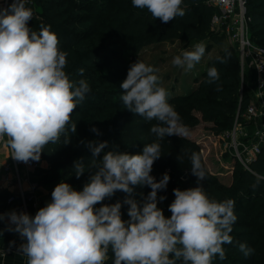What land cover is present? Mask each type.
Returning <instances> with one entry per match:
<instances>
[{
    "label": "clouds",
    "instance_id": "9594fccd",
    "mask_svg": "<svg viewBox=\"0 0 264 264\" xmlns=\"http://www.w3.org/2000/svg\"><path fill=\"white\" fill-rule=\"evenodd\" d=\"M183 2L131 0L133 7L147 9L162 23L183 17ZM32 17L26 0L0 5V141L6 138L12 158L24 163L39 161L45 147L60 142L62 136L63 142L69 143V132L77 130L72 113L91 90L86 79L69 78L65 71L68 52L60 50L58 36L50 26L41 25L39 31L30 28ZM205 50L203 43H197L193 50L175 56L172 64L190 71ZM229 56L226 52L217 59L226 63ZM157 71L137 60L120 85L124 108L146 121L158 122L150 128L157 141L135 155L115 149L104 152L107 141L88 142L91 159L87 164L83 160L74 164L77 179L85 171L91 172L81 191L60 182L51 193V202L35 216L0 213V221L8 219V231L25 241L18 253L27 258L26 264H105L109 249L114 254L113 264H212L216 256L226 258L223 245L233 243L230 233L237 221L235 202L208 196L200 184L206 171L198 153H192L190 168L197 186L173 190L170 217L158 207V200L166 199L158 198V192L170 181L168 173L159 181L150 174L161 157L158 141L173 135L188 137L190 130L168 102L170 93L161 85ZM79 75H84L83 68ZM207 76L209 84L218 81L217 68L210 67ZM91 131L100 135L95 127ZM245 168L255 177V189L264 181V174ZM136 186L151 189L142 201L133 198ZM117 191L126 194L123 201L102 203ZM98 204L102 206L96 207ZM122 205L129 206L128 220L122 219ZM238 248L246 257L254 252L243 243H238Z\"/></svg>",
    "mask_w": 264,
    "mask_h": 264
},
{
    "label": "trees",
    "instance_id": "16d2710c",
    "mask_svg": "<svg viewBox=\"0 0 264 264\" xmlns=\"http://www.w3.org/2000/svg\"><path fill=\"white\" fill-rule=\"evenodd\" d=\"M245 2L249 35L255 43L264 47V0ZM26 6L33 10L29 27L39 31L41 25L50 26V30L58 36L60 50L69 54L65 69L69 78L73 81L86 79L91 89L72 113V121L76 123L77 130L75 134L69 132V143L65 144L62 136L60 142L49 144L43 150L40 166L34 171V177L39 183L66 182L74 189H82L91 172L85 171L77 179L74 164L80 160L85 164L89 162L92 153L87 143L91 141H107L108 147L104 152L113 149L131 155L141 152L127 122L143 117L137 114L140 118L132 116L131 111L124 108L121 100L123 90L120 88L130 66L135 63L133 55L137 47L177 40L203 43L205 52L218 47L217 52L206 57L201 68L196 69L198 72L192 69L194 72L191 76V70L183 72L186 80L195 82V86L184 94L168 99L181 121L186 124L194 125L202 120L212 122L213 130L230 127L235 112L242 110L248 102L245 84L240 90L238 52L230 43L223 45L224 36L211 30L210 19L215 9L207 0H184L182 7L185 15L168 23L153 19L147 9L133 7L131 0H31ZM226 52L230 53L227 62L220 63L217 58L225 57ZM210 67H216L219 72V80L212 84L207 83ZM81 68L84 69L83 76L79 75ZM93 127L99 130L100 135L91 131ZM140 127L141 134H146L148 130L144 129L145 126ZM179 143L178 147L171 150L173 155H168L165 161L168 163L164 165L169 167L177 180L161 206L166 217L171 216L168 206L175 199L173 190L197 186V177L192 175L190 169L192 155L187 153H194L195 147L187 139H181ZM104 152L98 159H102ZM250 167L264 174V151L257 155ZM205 171L206 179L200 181L205 192L217 201L234 200V213L237 216L230 233L233 243L223 245L226 258L220 260L216 256L212 264H261V254L264 252V181L253 189L255 177L238 161L234 162L230 184L222 183L216 176ZM179 177L185 179L178 182ZM145 189L146 186H136L133 198L142 201ZM7 195V191L0 193V205H4ZM125 195L117 191L102 203L123 201ZM128 207L122 205L121 208L124 220L129 219ZM238 243L246 244L254 252L246 257L239 250ZM113 260L114 254L109 249L105 264H113Z\"/></svg>",
    "mask_w": 264,
    "mask_h": 264
},
{
    "label": "built area",
    "instance_id": "2783aa9c",
    "mask_svg": "<svg viewBox=\"0 0 264 264\" xmlns=\"http://www.w3.org/2000/svg\"><path fill=\"white\" fill-rule=\"evenodd\" d=\"M11 2L12 0H0V5L7 7ZM30 2L31 0H26V3ZM207 2L215 9L210 19V28L227 38L236 48L240 65V90L245 84L248 92L246 106L235 112L231 126L223 132L225 148L234 162L238 161L244 168L245 165L251 168L250 163L264 151V47L255 43L249 35L245 0ZM1 147L6 151V158H0V193L8 192L4 203L5 214L16 211L35 216L41 207L51 202L52 193L45 200L36 194L40 183L34 177V171L40 166V161L24 163L13 159L6 138L0 141V149ZM6 223H9L7 217ZM24 242L18 233H14L0 247V253L3 255L17 250Z\"/></svg>",
    "mask_w": 264,
    "mask_h": 264
},
{
    "label": "rangeland",
    "instance_id": "374dc122",
    "mask_svg": "<svg viewBox=\"0 0 264 264\" xmlns=\"http://www.w3.org/2000/svg\"><path fill=\"white\" fill-rule=\"evenodd\" d=\"M223 41V45L229 43L227 38L225 37ZM197 43L198 42L194 40H177L174 42L164 41L159 43L155 42L137 47L133 57L135 59V62L137 60L142 61L145 64L150 65L158 70L155 74L160 78L161 85L168 90V92L170 93L169 97L171 98L177 94H184L195 86V82L186 80V78L184 77L183 72H185V69L174 66L172 64V60L175 56L180 55L185 50H193L194 45ZM217 50L218 47L215 46L209 51H206L204 56L201 58L202 61L197 63L192 69H194L195 71L196 69H200L204 64L206 57L216 53ZM192 69L190 72V76L193 75L194 72L192 71ZM178 77L179 79H177ZM194 114L196 116H199L197 112H195ZM131 115L134 116L136 114L131 112ZM127 123L129 127L132 128L133 134H135L136 136V145L142 149L139 154H142L143 148L146 144L157 141V137L154 134L150 133L151 126L158 123L156 120H153L151 125L150 122L146 121L144 118L135 119L134 121H129ZM181 123L187 126L190 130V135L188 137H178L173 135L168 136V139L166 136L162 140L158 141L161 144V157L154 162L153 169L150 174L154 176L157 181L162 178L164 173H168L170 176V181L167 185V188L158 192V198L159 196H166V194L173 189L174 184L177 182V180H175L174 174H172L169 167H164V165H167L168 162L165 161L168 155H173L171 153V150L180 145L179 142H181V139H187L191 143H193L195 147L193 152L200 155L201 163L204 169L207 170L210 174L216 176L222 183L230 184L233 177L234 159H232L226 151L223 139V132L229 127H225L221 130H213V128H211L212 122H206L202 120L194 125L186 124L182 121ZM140 125L145 126L144 129L148 130L146 131L147 137L146 134H141L142 129ZM149 125L150 127H148ZM126 153L129 154L128 152ZM187 153L189 155H192L191 152ZM41 164L44 165L45 162H41ZM184 179L185 177H179L178 182ZM55 185L56 182L54 181L40 183L36 189L37 196L40 197L39 192L42 188L51 190ZM150 191L151 189L146 186L144 192L145 196ZM42 198L44 200L46 199V197H41V199ZM162 203L163 201L159 202L158 200L159 208H161ZM261 255L263 256L261 264H263L264 252Z\"/></svg>",
    "mask_w": 264,
    "mask_h": 264
},
{
    "label": "crops",
    "instance_id": "0c3cea01",
    "mask_svg": "<svg viewBox=\"0 0 264 264\" xmlns=\"http://www.w3.org/2000/svg\"><path fill=\"white\" fill-rule=\"evenodd\" d=\"M0 158L1 159L6 158V151H5L4 147H1V149H0ZM56 184H57V182H56ZM52 189L46 190V189L42 188L39 192L40 198L46 197V199H47L48 195L52 192ZM5 211H6L5 205H0V213L5 214ZM14 233H16V232L8 231V225L6 223V218H5V220L0 221V247L2 245H4L5 243H7ZM26 260H27L26 257H24L23 255L18 253V249L8 251L3 255L0 253V264H26Z\"/></svg>",
    "mask_w": 264,
    "mask_h": 264
}]
</instances>
